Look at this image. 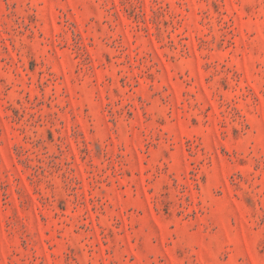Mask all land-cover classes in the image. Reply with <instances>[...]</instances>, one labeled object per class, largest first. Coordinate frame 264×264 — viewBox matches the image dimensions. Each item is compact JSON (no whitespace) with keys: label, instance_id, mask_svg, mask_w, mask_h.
<instances>
[{"label":"rangeland","instance_id":"374dc122","mask_svg":"<svg viewBox=\"0 0 264 264\" xmlns=\"http://www.w3.org/2000/svg\"><path fill=\"white\" fill-rule=\"evenodd\" d=\"M0 264H264V0H0Z\"/></svg>","mask_w":264,"mask_h":264}]
</instances>
